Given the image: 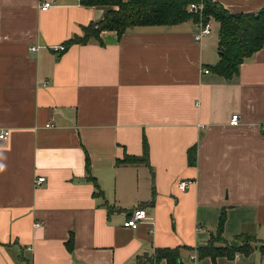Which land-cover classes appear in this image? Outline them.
Returning a JSON list of instances; mask_svg holds the SVG:
<instances>
[{
	"label": "crops",
	"instance_id": "1",
	"mask_svg": "<svg viewBox=\"0 0 264 264\" xmlns=\"http://www.w3.org/2000/svg\"><path fill=\"white\" fill-rule=\"evenodd\" d=\"M43 1L0 0V130L11 131L0 139V264H136L165 247L181 264H264V45L228 79L211 69L213 19L199 41L187 20L56 52L103 10ZM214 1L232 13L264 7ZM144 137L148 163L120 162L143 155ZM138 208L147 218L124 226ZM221 213L224 243L247 235L252 250L198 257Z\"/></svg>",
	"mask_w": 264,
	"mask_h": 264
},
{
	"label": "trees",
	"instance_id": "2",
	"mask_svg": "<svg viewBox=\"0 0 264 264\" xmlns=\"http://www.w3.org/2000/svg\"><path fill=\"white\" fill-rule=\"evenodd\" d=\"M85 6H95L103 10L98 21L83 27V35H75L64 44L66 50L74 44H87L92 38L100 40V33L106 30L121 35L128 29L144 26H168L187 20L218 23L219 60L211 69L214 73L231 78L238 72L240 64L250 58L264 45V7L256 13H232L214 0H80ZM191 3L202 4L201 14L189 11ZM65 52V51H64ZM188 161L195 163V145L187 150ZM120 161V160H119ZM118 161V162H119ZM120 162L148 163V144L143 138L141 157L126 155ZM90 163L87 161V169ZM224 213H221L216 232L210 242L196 249L198 257L212 258L225 255L233 257L235 253L244 254L252 250L251 238L241 236L242 245L232 247L224 243L221 237ZM165 259L166 264H181L179 248H156L151 256H138L136 264H156Z\"/></svg>",
	"mask_w": 264,
	"mask_h": 264
},
{
	"label": "built area",
	"instance_id": "3",
	"mask_svg": "<svg viewBox=\"0 0 264 264\" xmlns=\"http://www.w3.org/2000/svg\"><path fill=\"white\" fill-rule=\"evenodd\" d=\"M53 5V1H43L41 2V9L42 10H47L48 8H50ZM203 8L202 4H196V3H191L189 5L188 10L192 11V12H199V14H201V10ZM213 29V23L211 20H207L206 22H202L200 20L199 24H198V30L197 32L194 34V38L195 40L199 41L201 40L204 36L210 34L212 32ZM39 49V46H32L31 50L36 51ZM66 45L65 44H58L53 46V50L56 52H64L66 51ZM203 72H208V69H202ZM240 121L239 118V114H232L229 120V124L232 126L238 125ZM11 135V131L8 129H3L0 130V139H7L9 138V136ZM46 181V177L45 176H38L36 178V185L40 186L42 185L44 182ZM191 185V181L190 180H185V179H181L177 182V188L179 190H186L189 188V186ZM145 218H147V214H146V210L144 208H138L135 209L130 215L129 217L125 220L124 222V226L129 227V228H136L138 226V224L144 220ZM36 227L41 226L40 222H37L35 224Z\"/></svg>",
	"mask_w": 264,
	"mask_h": 264
},
{
	"label": "rangeland",
	"instance_id": "4",
	"mask_svg": "<svg viewBox=\"0 0 264 264\" xmlns=\"http://www.w3.org/2000/svg\"><path fill=\"white\" fill-rule=\"evenodd\" d=\"M216 35H217V33H216V30H215V32L213 33V35H211V37L216 36Z\"/></svg>",
	"mask_w": 264,
	"mask_h": 264
}]
</instances>
